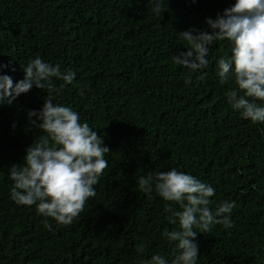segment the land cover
<instances>
[{
    "label": "trees",
    "instance_id": "trees-1",
    "mask_svg": "<svg viewBox=\"0 0 264 264\" xmlns=\"http://www.w3.org/2000/svg\"><path fill=\"white\" fill-rule=\"evenodd\" d=\"M234 3L162 0L157 15L154 0H0V63L8 65L0 75L20 81L36 57L76 73L70 84L53 77L51 87L0 105V264H146L154 255L171 264L175 243L162 234L177 226L164 209L179 205L137 186L141 175L171 169L214 187L213 212L236 205L231 228L198 233L197 264H264V123L227 101L238 86L221 84L217 61L231 56V43L210 46L208 66L196 72L173 61L188 51L180 32H210L206 18ZM47 97L77 112L111 150L96 196L67 226L10 196V166L46 134L28 112Z\"/></svg>",
    "mask_w": 264,
    "mask_h": 264
},
{
    "label": "clouds",
    "instance_id": "clouds-1",
    "mask_svg": "<svg viewBox=\"0 0 264 264\" xmlns=\"http://www.w3.org/2000/svg\"><path fill=\"white\" fill-rule=\"evenodd\" d=\"M153 11L161 14L162 0H154ZM205 23L210 32L195 27L180 32L188 42V51L174 55V63L193 72L202 70L208 66L210 46L228 40L231 56L218 59L217 74L221 84L234 79L238 88L225 94L227 101L242 118L264 123V106L257 103L264 102V0H235L215 19L206 18ZM6 67L0 63V71ZM23 70L24 78L15 83L10 75H0V105H11L16 97L33 87H51L53 77L68 84L76 77L75 72H62L58 64L52 65L40 57L31 59ZM203 79V75L198 77ZM186 83L190 84L191 79ZM28 117L32 127L46 134L26 149L22 164L10 166L11 199L18 205H36L38 215L70 225L84 210L88 199L96 196L94 186L108 167L105 154L111 150L97 131L80 122L77 112L54 105L50 97L40 110H29ZM137 186L145 193H151L154 186L158 196L179 205L180 210L172 204H166L164 209L169 213V222L177 226L172 231L165 229L162 234L175 243L177 254L171 264H197L198 233L210 232L214 224H221L225 229L233 226L230 214L235 202L224 201L213 212L209 206L210 198L215 195L214 187L193 175L176 169L148 172L137 179ZM45 226L51 227L47 221ZM136 247L141 253L145 249L143 243ZM146 264L168 262L154 255Z\"/></svg>",
    "mask_w": 264,
    "mask_h": 264
}]
</instances>
